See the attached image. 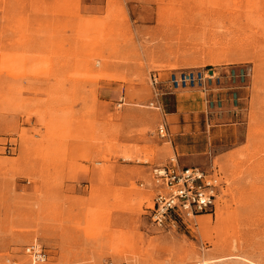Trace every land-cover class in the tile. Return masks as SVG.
<instances>
[{
    "label": "rangeland",
    "instance_id": "374dc122",
    "mask_svg": "<svg viewBox=\"0 0 264 264\" xmlns=\"http://www.w3.org/2000/svg\"><path fill=\"white\" fill-rule=\"evenodd\" d=\"M155 15L144 46L159 61L122 77L132 17ZM203 69L223 78L222 94L238 86L229 70L248 74L246 99L234 115L212 106L202 129L222 141L186 156L151 107V78ZM130 106L157 117L141 146L121 144ZM171 160L217 169L226 185L213 214L162 230L150 218L152 169ZM78 163L109 180L70 184ZM120 164L134 166L128 186ZM33 244L46 264H264V0H0V264H31Z\"/></svg>",
    "mask_w": 264,
    "mask_h": 264
},
{
    "label": "built area",
    "instance_id": "2783aa9c",
    "mask_svg": "<svg viewBox=\"0 0 264 264\" xmlns=\"http://www.w3.org/2000/svg\"><path fill=\"white\" fill-rule=\"evenodd\" d=\"M228 78L235 80L238 86L229 88L228 97H223L222 90L225 89L223 78L213 69L182 70L166 77L156 73L151 78L154 95L151 107L160 108L159 99L164 95L197 90L208 98L207 116L212 106L222 111L226 104L232 107L234 115L239 111L241 104L238 88H246L248 74L237 73L231 69L228 71ZM164 132L163 127L161 129L163 137ZM225 185L217 169L209 172L196 167H181L176 160L154 167L152 187L156 191V196L150 214L152 223L162 230L176 228L179 224L193 225L197 218L216 211ZM25 254L31 264H46L49 261V254L39 244L28 246Z\"/></svg>",
    "mask_w": 264,
    "mask_h": 264
},
{
    "label": "crops",
    "instance_id": "0c3cea01",
    "mask_svg": "<svg viewBox=\"0 0 264 264\" xmlns=\"http://www.w3.org/2000/svg\"><path fill=\"white\" fill-rule=\"evenodd\" d=\"M92 5V4H91ZM90 5V6H91ZM105 8L106 5L104 4ZM133 9V6H130ZM131 11V10H130ZM132 10V14H133ZM152 24L143 23L141 18L132 17V23L134 30L137 34V42H128L127 44L121 45V76L132 78L135 75H141L145 73V69L142 67L144 63L149 69L152 61L158 60L154 58L150 51L147 50L144 46V38L149 33L150 29L154 26H157V17L156 15L152 17ZM121 86V93L127 91V83L121 82L118 84ZM104 87L109 88L106 84ZM226 93V92H225ZM223 93V97H228V93ZM240 99L244 101L245 92L241 90L239 92ZM216 98V97H215ZM208 98L205 94L197 90L183 91L172 94H167L162 96L159 99L160 110L163 114L165 122H171L168 126L170 136L173 134L175 129L178 133L176 137H173L178 153L182 155H193L196 153L206 154L213 147V144L221 139L222 141V130H216L211 132V130L202 129V117L207 116ZM241 101V102H242ZM125 105L121 104L123 107ZM152 112L142 113L139 109L135 107H127L123 110V116L121 117V144L128 145L130 147L141 146V135L139 132L143 127H148L154 129L157 127V117L153 116ZM212 122V120H211ZM210 118H207V126L211 127ZM106 124L103 121L102 128L106 129ZM224 139V138H223ZM125 145V146H126ZM121 152H125V149H121ZM229 152L223 153L221 157H225ZM98 166H103V164H98ZM87 170L85 173L84 170ZM134 166L128 164H120L115 171L121 172L120 177H122V185L128 186L130 181V174H127L125 171L131 170ZM72 168V167H71ZM62 169V168H61ZM67 170V168H66ZM103 168H95L92 164L89 163H78L76 171H78L75 176V179L71 180L70 184L75 186H84L90 188L93 185L100 186L104 183L109 177L108 174H104L102 171ZM117 182H119L117 180ZM65 186L68 184L64 183ZM89 197V195H88ZM125 218V214H121V219Z\"/></svg>",
    "mask_w": 264,
    "mask_h": 264
},
{
    "label": "bare ground",
    "instance_id": "6f19581e",
    "mask_svg": "<svg viewBox=\"0 0 264 264\" xmlns=\"http://www.w3.org/2000/svg\"><path fill=\"white\" fill-rule=\"evenodd\" d=\"M205 264H207V263H205Z\"/></svg>",
    "mask_w": 264,
    "mask_h": 264
}]
</instances>
